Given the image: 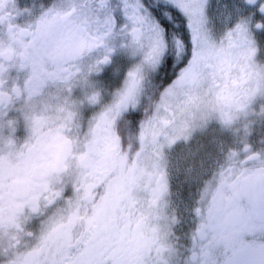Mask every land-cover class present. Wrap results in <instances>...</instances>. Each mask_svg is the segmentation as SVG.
<instances>
[{
    "label": "snow or ice",
    "instance_id": "1",
    "mask_svg": "<svg viewBox=\"0 0 264 264\" xmlns=\"http://www.w3.org/2000/svg\"><path fill=\"white\" fill-rule=\"evenodd\" d=\"M189 119L241 148H221L181 260L166 228L118 222L131 170L120 125L143 149ZM257 120L264 0H0V264H264V240L245 239L264 234Z\"/></svg>",
    "mask_w": 264,
    "mask_h": 264
},
{
    "label": "flooded vegetation",
    "instance_id": "2",
    "mask_svg": "<svg viewBox=\"0 0 264 264\" xmlns=\"http://www.w3.org/2000/svg\"><path fill=\"white\" fill-rule=\"evenodd\" d=\"M150 97L153 102L158 98L154 83L146 85V93L143 101L144 107L149 106ZM143 114L144 108H141L142 117ZM176 124L177 122L166 121L162 130L157 133L160 141L159 144L153 146L150 138H148L145 141V147L143 149L140 147L135 129L130 130L127 122L120 125L124 149L127 152L128 165L131 170L125 174L117 190L118 196L126 193L129 197L128 199L121 200L123 216H119L118 214V222L122 225L127 224L130 230L137 228V220L147 221L148 223L145 226L149 228H158L160 230L166 228L170 234V242L177 247L181 253L180 259L183 260L184 256L191 253V237L196 232L197 226L200 223V218L196 210L204 207L202 197L206 196L207 199H211V191L205 193V189L209 187L214 174L219 171L223 154L221 149L218 151L211 150L207 155L200 153L199 163L203 168L201 184L199 183L194 187L192 189L193 191H187L186 189L180 195L171 198L172 194L170 195L168 192L166 177L160 170V158L163 157L162 152L169 150L168 147L171 145L173 131L171 127ZM262 134H264V128L260 130L254 129V135L249 139V143L255 147H259ZM233 135L238 134L233 133ZM229 148H241V145L239 142L234 143L223 148V150L226 151ZM163 165H167V162L164 161ZM71 194V189L68 188L66 195ZM179 199H181L180 202L176 201ZM39 227L40 219L33 218L26 224L25 232L38 231ZM245 239L259 242L264 240V234L253 232L246 234ZM213 255L216 259H222L224 255L223 249L215 250Z\"/></svg>",
    "mask_w": 264,
    "mask_h": 264
},
{
    "label": "rangeland",
    "instance_id": "3",
    "mask_svg": "<svg viewBox=\"0 0 264 264\" xmlns=\"http://www.w3.org/2000/svg\"><path fill=\"white\" fill-rule=\"evenodd\" d=\"M176 122L177 124L171 127L173 131L169 150L162 152L163 157L160 156V170L166 177L171 198L180 195L186 189L193 191L194 187L201 184L203 168L199 163L200 153L207 155L211 150L218 151L239 141H237L239 135H233L231 131L222 129L216 122L206 125H201L194 119ZM263 128L264 125L257 120L254 129ZM164 161L167 165H163ZM176 201L180 202L181 199Z\"/></svg>",
    "mask_w": 264,
    "mask_h": 264
},
{
    "label": "trees",
    "instance_id": "4",
    "mask_svg": "<svg viewBox=\"0 0 264 264\" xmlns=\"http://www.w3.org/2000/svg\"><path fill=\"white\" fill-rule=\"evenodd\" d=\"M171 74V73H170Z\"/></svg>",
    "mask_w": 264,
    "mask_h": 264
}]
</instances>
